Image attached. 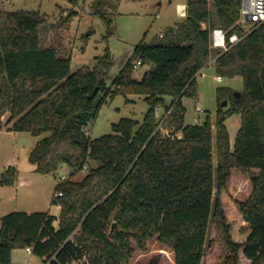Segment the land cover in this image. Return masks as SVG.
I'll list each match as a JSON object with an SVG mask.
<instances>
[{
    "label": "trees",
    "instance_id": "16d2710c",
    "mask_svg": "<svg viewBox=\"0 0 264 264\" xmlns=\"http://www.w3.org/2000/svg\"><path fill=\"white\" fill-rule=\"evenodd\" d=\"M122 1L83 0L106 23V41L115 33L113 17ZM186 4L187 16L162 37L135 46L111 86L109 47L93 67L72 72L71 57L42 45L46 15L0 7V130L48 133L29 156L36 172L57 177L63 165L71 168L52 196L61 208L58 216L13 211L1 218L0 264H18L14 249L28 247L44 264H141L132 262L134 255L147 252L154 238L173 252L174 264H205L207 250L217 244L224 252L220 264H243L242 256L247 264L264 263V24L246 32L243 0ZM216 28L227 38H243L223 51L213 46ZM138 65L151 67L141 80L134 77ZM210 65L217 76L243 78L240 96L230 87L217 89L215 129L210 116L186 124L183 104L185 96L198 95V75ZM127 92L144 96L143 121L122 118L112 133L92 138L89 124L105 104ZM160 108L167 116L163 128ZM6 112L10 117L4 121ZM235 114L241 125L232 142L227 120ZM86 166L89 173L73 180ZM235 169L250 174L252 185L247 199L237 201L251 229L244 242L233 238L216 197ZM18 180V168L10 165L0 175V187ZM162 260L156 254L145 264Z\"/></svg>",
    "mask_w": 264,
    "mask_h": 264
},
{
    "label": "rangeland",
    "instance_id": "374dc122",
    "mask_svg": "<svg viewBox=\"0 0 264 264\" xmlns=\"http://www.w3.org/2000/svg\"><path fill=\"white\" fill-rule=\"evenodd\" d=\"M186 0H123L119 7V12L114 18L115 33L104 40L107 32L106 23L97 15L93 14L89 2L84 3L79 0L73 3L72 0H0V7L6 10L17 11H39L48 17V23L41 32L42 45L45 47H54L62 57H71V70L77 71L83 66L93 67L97 63V58L105 53L107 47L113 55V68L107 79L109 86L119 74L125 63L132 55L134 48L143 39L151 42L157 39L166 28L175 26L182 19L179 16V3ZM71 14V15H70ZM71 17L69 21L66 18ZM184 18V17H183ZM90 33L88 36L87 34ZM150 66L138 65L134 71V77L141 80ZM199 86L196 97L185 96L183 104L186 108L185 123L199 124L203 123L207 116H210L216 123V112L219 107L217 89L219 87H230L235 91H242L243 78L223 77L222 81L217 80V72L214 65L204 68L198 75ZM197 107L203 108L204 112L198 119ZM227 106L223 108H228ZM148 104L144 96L127 92L119 94L113 100H110L102 108L99 116L88 126V134L92 138H98L105 134L112 133V125L118 123L122 118H132L143 121ZM165 110L160 108L158 115L163 117ZM10 113L3 115L6 121ZM227 125L231 133L232 142L235 140L236 133L241 125V116L233 115L227 120ZM6 129V127L4 128ZM48 135L45 133L40 138ZM31 139V140H30ZM34 136L28 132H0V175L9 165H15L20 171V175H28L34 168L30 162L31 143ZM31 141V142H30ZM216 153V148H214ZM90 167L86 166L81 172L73 177V180H82L88 173ZM257 172V170H254ZM37 179L31 190L35 194V203L38 208L43 209L47 205V200L51 195L50 184L59 182L62 176L69 178L71 168L63 165L58 170L57 177L53 174L36 173ZM47 182V181H46ZM28 190L24 195H28ZM252 191L250 174L242 170L235 169L227 189L216 193V197L222 202L228 222L232 226V236L238 241H245L251 229L244 220L243 215L237 205V201L245 200ZM26 193V194H25ZM4 194L3 206L0 207V213L6 211H15L17 209H29L28 199L25 196L18 200L7 198ZM26 201V202H25ZM217 236L214 227L211 228L210 238ZM161 254L162 264H174L173 252L161 244L157 238H154L149 244L147 252L137 251L133 258L134 262L145 264L154 255ZM24 252H18L16 259L24 261ZM31 263L43 264L41 257L31 256ZM224 252L220 244L209 248L206 254L205 264H220L223 261ZM242 260V259H241ZM80 264V263H74ZM264 264V263H263Z\"/></svg>",
    "mask_w": 264,
    "mask_h": 264
},
{
    "label": "crops",
    "instance_id": "0c3cea01",
    "mask_svg": "<svg viewBox=\"0 0 264 264\" xmlns=\"http://www.w3.org/2000/svg\"><path fill=\"white\" fill-rule=\"evenodd\" d=\"M181 5H187V4H186V2L179 3L178 8ZM180 18L183 19V17H180ZM1 131L11 132V131H8L7 129H2V130H0V132ZM18 133H22V132H18ZM40 137L34 136L33 143H31V146L29 147V148H31L30 149L31 151L36 146L37 142L41 139ZM30 154H31V152H30ZM36 173H38V172L35 171V166L32 169V171H30L28 173V175H25V176L20 175V171H19V180H18L16 185H13V186H1L0 187V207L3 206L4 194H7L6 197L7 198H13V200L14 199L18 200L19 197L25 196L26 199H28L27 200L28 204H30L29 205V209H23V210L22 209H17L15 211H23V212H27V213H34V212H38V211H49L50 213L58 216L60 214L61 208L58 205H53L52 202H51L52 201V196L54 194L55 186L57 185V181H55L53 184L52 183L50 184L49 180H46L47 182L45 181V183L46 184L48 183L50 185V187L52 188L51 191H50L51 195H50L49 199L47 200V205L43 209H40L36 205L37 203H35V194L36 193H34L31 190V187L35 184V179H37V176H36L37 174ZM25 190H28L27 191L29 193L28 195L26 193H25L26 195L23 194ZM11 212H13V211H9V212L6 211L5 213H0V228H1V225H2L1 218L3 216H5L6 214L11 213ZM238 242H244V241L238 240ZM21 251L26 254L24 256V258H25L24 261H18L16 259L17 253L21 252ZM31 256L37 257L33 253L28 252L27 248H17V249H14L12 258H13V261L15 263H18V264H34V263H31V259H32ZM242 263L243 264H247V263H249V261L242 256ZM43 264H44V262H43Z\"/></svg>",
    "mask_w": 264,
    "mask_h": 264
},
{
    "label": "built area",
    "instance_id": "2783aa9c",
    "mask_svg": "<svg viewBox=\"0 0 264 264\" xmlns=\"http://www.w3.org/2000/svg\"><path fill=\"white\" fill-rule=\"evenodd\" d=\"M178 12L180 17H186L188 12L187 5H181ZM241 24L247 33H250L255 28L264 24V0H243L241 8ZM163 35V33L160 34L161 37ZM242 38L243 37H240L238 34H233L227 38V34L222 28H216L213 31V46L221 48L223 51H227L232 47V45H235ZM222 78V76H217L218 81H222ZM203 112V108L197 107L198 119ZM166 117L167 116L163 117L160 124V127L162 128ZM164 130L167 132L166 129ZM64 179H66V176H62L59 182ZM56 195L61 196L63 195V192H57ZM27 251L32 253V249L30 247L27 248Z\"/></svg>",
    "mask_w": 264,
    "mask_h": 264
},
{
    "label": "water",
    "instance_id": "95a60500",
    "mask_svg": "<svg viewBox=\"0 0 264 264\" xmlns=\"http://www.w3.org/2000/svg\"><path fill=\"white\" fill-rule=\"evenodd\" d=\"M90 33H92V32H89V33L87 34V36H88ZM236 94H237V96H240V95H241V92H240V91H237ZM227 104H228V101H227V100H225V101L222 102V106H223V107H224V106H227Z\"/></svg>",
    "mask_w": 264,
    "mask_h": 264
}]
</instances>
